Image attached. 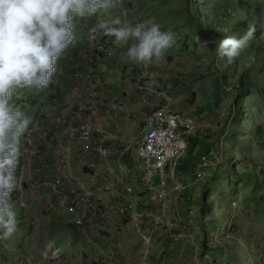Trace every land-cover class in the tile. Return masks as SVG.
Returning a JSON list of instances; mask_svg holds the SVG:
<instances>
[{
  "label": "rangeland",
  "instance_id": "1",
  "mask_svg": "<svg viewBox=\"0 0 264 264\" xmlns=\"http://www.w3.org/2000/svg\"><path fill=\"white\" fill-rule=\"evenodd\" d=\"M143 20H152L175 37L163 58L146 67V85L171 95L176 110L195 117L203 128L210 126L207 122L216 133V126L224 128L218 141L223 158L210 173L196 166L195 172L205 176L191 186L192 245L179 247L184 259L178 264H264V0H120L93 16L74 18V42L57 59L49 85L20 88L10 103L26 115L36 103L33 97L44 101L54 89L66 91V80L62 89L53 80L59 67L66 76L77 61L92 56L101 40L115 52L106 70L136 73L138 66L128 60L126 46L97 25L118 26L115 22L121 21L134 26ZM253 25L255 34L231 63L218 54L223 38H239ZM15 191L11 199L16 212ZM16 220V231L0 238V264H116L59 220L35 212L16 213ZM56 247L59 258L49 261Z\"/></svg>",
  "mask_w": 264,
  "mask_h": 264
},
{
  "label": "built area",
  "instance_id": "2",
  "mask_svg": "<svg viewBox=\"0 0 264 264\" xmlns=\"http://www.w3.org/2000/svg\"><path fill=\"white\" fill-rule=\"evenodd\" d=\"M114 58L110 44L98 41L92 56L53 79L66 80V92L32 98L31 122L20 137L16 213L61 221L116 264H178L184 259L179 247L192 245L195 181L179 185L185 172L175 171L198 120L144 83L146 67L138 66L137 76L130 72L132 95L108 81L100 65ZM151 98L155 103L145 108ZM214 154L205 153L199 166L209 167ZM57 249L49 261L59 258H52Z\"/></svg>",
  "mask_w": 264,
  "mask_h": 264
},
{
  "label": "clouds",
  "instance_id": "3",
  "mask_svg": "<svg viewBox=\"0 0 264 264\" xmlns=\"http://www.w3.org/2000/svg\"><path fill=\"white\" fill-rule=\"evenodd\" d=\"M119 4L120 0H0V238L16 231L11 193L19 190L15 173L21 156L20 137L31 122L10 103L13 94L20 88L43 89L49 85L57 71V59L74 42V18L93 16L98 10ZM115 23L118 26L101 22L97 27L113 36L118 45L126 46L128 60L137 66L147 67L161 60L175 44L174 34L161 31L152 20L134 26ZM255 32L253 25L239 38H223L218 54L231 63ZM196 42H201L199 36Z\"/></svg>",
  "mask_w": 264,
  "mask_h": 264
},
{
  "label": "crops",
  "instance_id": "4",
  "mask_svg": "<svg viewBox=\"0 0 264 264\" xmlns=\"http://www.w3.org/2000/svg\"><path fill=\"white\" fill-rule=\"evenodd\" d=\"M110 64H113V62H110ZM108 66L109 65H105V64L100 65V68L104 71V75H105L104 77H106V79L108 81L114 83L119 89H123L126 92H128V94L132 95V93L134 91V87L128 81L131 78V77L128 78L131 75V73L126 72V71H125V73H123V72L117 73L115 71V69L106 70V68ZM116 66H118V65H116ZM58 73H59V76L54 77V78L55 79H63L64 76H63V72H62V67H59ZM134 75L137 76V74L134 73V74H132V77ZM151 78H152V76H151ZM144 83H145V80H144ZM67 89H69V88L67 87ZM152 99H151V103H149L145 108H151L152 107V105L156 101V99H153V100ZM71 101H72V97L70 99V102ZM174 109L176 110V106H174ZM176 111L179 113H182V111H178V109ZM184 112L182 114L187 113V112H185V113ZM206 125H210V126L203 128L199 124L200 128L197 131V133L195 134V136L186 138L184 141L186 149H185L183 157L179 161L180 162L179 168L176 169V171H175V173L178 170H180V171L182 170L185 172L183 177H182L183 182H179V179H181V178H179L177 181V184H179V185H186V184L191 183L192 181L196 180L195 174L197 172H200L199 170L195 172L196 166L197 167L199 166V162L201 161L202 156L205 155V153L209 152L211 149H214L215 154H214V156L210 157L211 158V160H210L211 165L209 167H206L209 169V173L212 172V170L214 169L213 166L216 165L217 162H219V159L221 160L224 156V154H222V153H224V151L222 153H219V146H218V145H220V144H218L220 142L219 136L222 134L224 128H221L220 125H219V127L216 126L217 128H219L218 133H216L214 128L211 127V126H214L213 123L207 122V123H205V126ZM207 128H209V129H207ZM201 129L204 131H202ZM216 142H217V144H215ZM225 146L226 145L223 144V148H221V149H224ZM187 153L192 154L194 157L188 158ZM200 173L204 174V172H200ZM185 174H186V176H185ZM188 174H190L191 176H190V180L187 181L186 177ZM204 176H205V174H204ZM191 191H192V188H191ZM153 247H155V246H153ZM160 264H163V263L160 262Z\"/></svg>",
  "mask_w": 264,
  "mask_h": 264
},
{
  "label": "trees",
  "instance_id": "5",
  "mask_svg": "<svg viewBox=\"0 0 264 264\" xmlns=\"http://www.w3.org/2000/svg\"><path fill=\"white\" fill-rule=\"evenodd\" d=\"M65 228H67L66 226H64Z\"/></svg>",
  "mask_w": 264,
  "mask_h": 264
}]
</instances>
